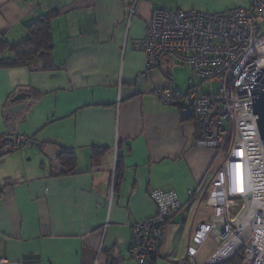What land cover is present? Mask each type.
Wrapping results in <instances>:
<instances>
[{
  "label": "crops",
  "instance_id": "1",
  "mask_svg": "<svg viewBox=\"0 0 264 264\" xmlns=\"http://www.w3.org/2000/svg\"><path fill=\"white\" fill-rule=\"evenodd\" d=\"M251 3L139 0L131 19L123 0H0V43L27 39L31 23L56 14L49 66H10L13 53L0 50V264H138L131 226L157 214L151 188L174 191L180 207L157 264H189L193 235L214 213L209 185L223 156L198 147L194 120L180 113L192 103V69L165 57L147 70L139 43L155 10ZM163 88L176 105L156 96ZM22 92L30 97L14 110ZM13 134L36 144L14 150ZM64 149L75 153L74 173L62 174Z\"/></svg>",
  "mask_w": 264,
  "mask_h": 264
},
{
  "label": "built area",
  "instance_id": "2",
  "mask_svg": "<svg viewBox=\"0 0 264 264\" xmlns=\"http://www.w3.org/2000/svg\"><path fill=\"white\" fill-rule=\"evenodd\" d=\"M123 2L132 19L139 0ZM139 45L145 52L147 70L160 66L165 57L192 69V103L180 107V113L194 120L196 145L223 156L209 185L208 203L214 207L213 216L198 225L184 263L197 264L196 258L209 237L220 246L207 264H221L242 249L243 264L250 257L258 260L264 255V141L254 101L264 79V0H252L250 8L224 13L155 10ZM196 80L206 84L204 93ZM214 83L219 86L218 92L213 90ZM156 96L167 106L177 103L169 88L161 89ZM231 138L230 148L225 150ZM35 144L34 137L11 136L14 150ZM198 191H191L190 196ZM148 194L158 212L131 226L130 252L138 264H157L163 258L168 226L180 210L174 191L151 188ZM245 207V215L236 223ZM236 236L237 244L225 250Z\"/></svg>",
  "mask_w": 264,
  "mask_h": 264
},
{
  "label": "trees",
  "instance_id": "3",
  "mask_svg": "<svg viewBox=\"0 0 264 264\" xmlns=\"http://www.w3.org/2000/svg\"><path fill=\"white\" fill-rule=\"evenodd\" d=\"M56 14H47L28 26L29 36L27 39L17 42H1L0 50L8 48L13 53V58L10 60V66L29 65L33 62L43 59L50 64V59L53 52V27L52 21ZM61 164L65 167V172L62 174L74 173L78 168L75 153L71 150H62L59 155ZM119 175L117 174V182ZM245 258V249L230 257L221 264H242ZM207 264V263H206Z\"/></svg>",
  "mask_w": 264,
  "mask_h": 264
},
{
  "label": "water",
  "instance_id": "4",
  "mask_svg": "<svg viewBox=\"0 0 264 264\" xmlns=\"http://www.w3.org/2000/svg\"><path fill=\"white\" fill-rule=\"evenodd\" d=\"M27 97H30V94L26 92H22L17 94L11 102L15 104L13 107L14 110L19 109L23 106L22 101L26 100ZM254 112L258 116V127L260 131L261 138L264 141V79H263V86L261 90L258 92L257 97L254 101Z\"/></svg>",
  "mask_w": 264,
  "mask_h": 264
},
{
  "label": "rangeland",
  "instance_id": "5",
  "mask_svg": "<svg viewBox=\"0 0 264 264\" xmlns=\"http://www.w3.org/2000/svg\"><path fill=\"white\" fill-rule=\"evenodd\" d=\"M218 89H219L218 84L217 83H214L213 84V90H214V92H218ZM231 141H232V138L229 141V143L227 145V148L225 150H228L230 148ZM240 207H241V205L238 206V208H240ZM243 216H244V212H241L240 215H238V217L236 219V223H238ZM219 246H220V244L217 243L216 240L213 237H209L206 240V242L204 243V245L202 246L201 255L200 256H202L204 260H207L210 257V255L212 253H214L219 248Z\"/></svg>",
  "mask_w": 264,
  "mask_h": 264
},
{
  "label": "bare ground",
  "instance_id": "6",
  "mask_svg": "<svg viewBox=\"0 0 264 264\" xmlns=\"http://www.w3.org/2000/svg\"><path fill=\"white\" fill-rule=\"evenodd\" d=\"M238 240H239L238 236L234 237V238H233V239H232V240L226 245L225 250H226L228 247L232 246L233 244H237ZM258 257H259L258 260H256L255 258L251 259V257H250V258L247 260V262H246L245 264H264V255H263V256L260 255V256H258Z\"/></svg>",
  "mask_w": 264,
  "mask_h": 264
}]
</instances>
